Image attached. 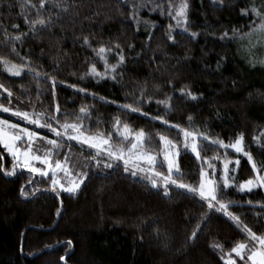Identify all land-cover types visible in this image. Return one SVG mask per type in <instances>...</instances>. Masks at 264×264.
Masks as SVG:
<instances>
[{
  "label": "trees",
  "instance_id": "1",
  "mask_svg": "<svg viewBox=\"0 0 264 264\" xmlns=\"http://www.w3.org/2000/svg\"><path fill=\"white\" fill-rule=\"evenodd\" d=\"M30 3L38 4V0ZM65 3L68 12L49 0L39 18L51 16L52 22L43 29L37 25L33 33L26 18L33 21L38 17L26 0H0V57L63 81L55 87L56 99L62 112L74 115H57L62 124L80 123L76 115L82 106H88L90 117L82 121L90 130L87 133L111 132L112 143L124 148L130 147L131 138H117L111 127L114 117L135 131L142 129L151 141L145 140V148L154 154L162 147L159 137L166 136L181 148L178 163L184 175L174 178L193 186H198L200 162L183 150V137L176 129L151 117L161 116L169 124L204 132L225 143L243 133L245 150L255 160H264V136L260 135L264 133V44L257 43L254 35L255 47H251L249 40L233 38L232 31L248 32L258 18L251 13L243 15L241 10L259 9L264 0H188L187 32L175 29L174 21L150 7L141 9L139 17L155 27L137 25L131 19L132 0ZM169 24L175 29V43L166 38ZM191 32L198 35L192 38ZM225 32L229 39H220ZM16 35H22V40L11 39ZM85 37L91 48L85 45ZM101 44H118L123 51L122 76L117 81H97L85 75L96 62L92 49ZM13 47L16 52L11 51ZM115 62L109 56V63ZM96 66L103 71L101 63ZM27 67L14 77L0 63V84L13 94L9 104L0 89V104L32 114L51 113V80L35 78ZM145 86L150 102L140 107L147 116L118 107L132 103ZM187 91L197 99H191ZM167 97H171V111L156 103ZM258 136L257 144L254 138ZM199 144L203 145L201 158L224 155L223 149L209 142L201 139ZM0 156V264H225L226 254L236 242L252 246L241 228L222 213L210 211L197 197L173 186L165 195L163 187L153 188L139 174L124 172L122 166H92L81 188L68 194L58 187L53 191L50 177H30L21 169L14 176L5 174L13 160L2 145ZM227 156L240 160L239 181L255 175L242 154L229 149ZM213 162L219 180L222 160ZM156 169L167 175L166 168L157 165ZM218 199L240 205L227 211L239 216L257 235L264 234V209L260 206L264 189L238 193L229 188ZM193 231L197 236L190 238ZM216 244L223 251L213 247ZM232 258L242 264L235 254Z\"/></svg>",
  "mask_w": 264,
  "mask_h": 264
},
{
  "label": "snow or ice",
  "instance_id": "2",
  "mask_svg": "<svg viewBox=\"0 0 264 264\" xmlns=\"http://www.w3.org/2000/svg\"><path fill=\"white\" fill-rule=\"evenodd\" d=\"M126 2V0H125ZM49 0H38V4H31L30 0H26V4L30 9H34L37 15V19L29 21L26 18V23L33 33L37 31L36 26L39 25L41 29L48 27L52 22L51 16L45 20L39 18V13ZM52 6L58 7L61 11L68 12L69 7L65 3V0H51ZM150 7L151 11H158L161 15H167L172 21L175 22V29H181L187 32L188 27V13L189 4L188 0H132L131 3V19L137 24L143 23L149 27H155L150 21H143L139 17V11L143 8ZM243 15L249 13L254 14L258 18L257 21H253L249 25V31L241 33L237 29H233V38L247 39L251 47H255L252 43V37L257 36V43L264 44V5L259 9L255 6L249 9L241 10ZM173 24L168 25V33L166 38L172 40L175 43V39L172 36V32L175 30ZM192 38H195L198 33H188ZM23 35H27L26 33ZM22 35H16L11 37L14 41H21ZM152 35H149V41L152 39ZM220 39H229L228 33L225 32ZM84 43L91 48V44L87 37L84 38ZM129 47H132L129 45ZM113 48L116 49L113 52ZM12 52H16L15 47L11 49ZM94 61L99 62L103 66V71L97 69L96 62H93L89 66L88 72L85 74L87 77H91L97 81L103 79H110L117 81L118 76H122L120 71L124 64L125 56L120 46L111 45L105 47L101 44L98 48H93ZM19 55V53H16ZM109 56H112L116 60L115 63H109ZM0 63L4 65V70L14 77H19L25 71L26 64H14L8 59L0 57ZM255 63V61H253ZM29 73L35 78H45L51 80V95L53 98L52 112L51 113H34L30 114L26 111L13 110L11 107H6L0 104V111L3 113H9L15 117L20 118L23 121H27L30 125H38L41 128H46L50 133H53L57 139H47L46 137H39L35 131H30L29 128H21L19 124L10 123L8 120L0 119V145L3 146L4 150L12 157L13 163L10 171H6L7 175H16L17 169L27 170L30 177L40 176L41 178H49L51 181V188L53 191L59 187L60 190L67 192L68 194L76 193L81 185L84 184L85 180L88 179L87 172L78 173L79 179H71V171L68 167L69 155L65 153L63 159L53 160V153L55 152L57 157L63 147V140L66 137L68 141H76L79 145L87 146L89 149L94 150V154L91 156L89 163L97 167L98 169H112L115 167H123L124 172H131L133 176L140 175L144 180L149 182L153 188L163 187L165 195L168 193L169 186H173L178 189H183L187 193L197 197L200 201L207 204V208L210 211L220 212L233 221L239 228L242 229L243 234L251 241L252 246L243 242H236L235 246L226 255L228 259L225 264H237L236 259L232 258L233 254L238 258L242 264H264V234L257 235L253 232L246 224H243L240 217L227 211L230 206H240L234 201L228 203L222 202L218 199V195L224 196L227 194V189L232 188L238 193H252L256 189H264V160H255L250 151L245 150L244 134L240 133L237 135L234 141L225 143L223 140L215 139L212 140L204 132L198 130H189L182 128L180 125L169 124L167 120H164L161 116L151 117V119L161 120L163 124L168 125L169 128H174L183 137L182 148L185 151L190 152L200 162L199 168V181L198 186H193L189 183L178 181L175 177H183L184 173L181 172L178 163L181 148L178 147L177 143L173 140L168 139L166 136H160L159 139L162 143V147L159 152L153 154L152 150L145 148V140L150 143V138L145 136L143 130L135 131L129 124L120 120L119 117H114L111 127L116 133L117 138L121 141H129L130 147L125 150L121 144L112 143V133L109 132L105 135L104 132H96L95 134H86L90 130L83 124V119L90 117L88 106H82L79 109V114L76 115V120L80 123H68L61 124L60 119L57 115L66 117L68 115H74L67 112H62L59 102L56 99L55 87L58 83L63 81H57L54 77H49L46 73H41L35 68L27 67ZM85 76L80 77L83 80ZM69 87L76 89L78 92H84L85 89H77L76 85H69ZM0 89L3 93L7 94V100L11 104L13 94L8 88L0 84ZM181 91H184L183 89ZM191 99L195 100L197 97L190 91L185 92ZM95 96V94H91ZM102 99V98H101ZM171 97H167L163 101H156L158 105L163 104L166 111H171V106L168 101ZM150 102V98L147 97L146 86L142 89L139 95L133 97L132 103L122 104L118 107L121 110H127L129 113H141L147 116V113L141 112L140 105ZM114 103V102H113ZM133 105H136L135 107ZM35 115V118H33ZM191 117L188 118L191 123ZM45 122H41V121ZM51 121L52 123H49ZM55 123L57 127H53ZM98 123V122H97ZM63 131H60V129ZM69 130L72 134L69 135ZM264 136V133L260 134ZM46 141L48 147L43 155H36L32 150V143L35 140ZM58 139L61 143H58ZM204 140L224 150L223 157L216 155L212 158L203 157L201 158V149L203 145L198 144L199 140ZM260 136L254 138V143H259ZM17 142H23L27 144V148L21 150L17 146ZM231 149L237 154H242L244 158L249 162L251 169L255 173L254 176L239 181L236 177V171L240 166V160L237 159L232 161L227 156V151ZM158 156L160 157L158 160ZM214 160H222V167L220 169L219 180L216 179L217 169L213 162ZM39 162L41 167L35 166ZM230 164H234L235 167L229 168ZM143 165V166H142ZM157 165L162 168H166L167 175L161 171H157ZM2 156H0V170H2ZM210 170V171H209ZM60 173L64 174V178L67 182V187L61 180L58 179ZM32 183V179L29 180ZM22 194L23 189L21 190ZM248 205L255 207L252 201L246 202ZM264 209V204L260 205ZM199 228V226H198ZM197 231H193L190 238H195ZM213 247L223 251L222 246L219 244L213 245ZM247 256V259L245 257Z\"/></svg>",
  "mask_w": 264,
  "mask_h": 264
},
{
  "label": "rangeland",
  "instance_id": "3",
  "mask_svg": "<svg viewBox=\"0 0 264 264\" xmlns=\"http://www.w3.org/2000/svg\"><path fill=\"white\" fill-rule=\"evenodd\" d=\"M29 113L32 114L31 112ZM33 118H35V115H33ZM0 119L8 120L10 123H13V124H19L21 128L27 127L29 128L30 131L37 132L39 137H46L47 139H57L53 133H50L48 131V129L41 128L38 125H30L28 124L27 121H23L20 118L13 116L11 112L3 113L2 111H0ZM41 122L43 123L45 121L42 120ZM72 123H78V122H72ZM52 126L57 127V125L54 123L52 124ZM60 131H63V129L61 128ZM71 134L72 132L71 130H69V135ZM86 134L92 135L90 133H86ZM212 140H215V139H212ZM58 143H61V140L58 139ZM198 144H199V141H198ZM17 146L20 147L21 150H24L25 148H27V144L23 142H17ZM48 147L50 146L46 144V141H42L39 139L33 141L32 143V150L34 154L36 155H43L44 151ZM125 150H127V148H125ZM65 153H67L70 157L69 162H68V167L71 171V179L78 180L79 179L78 173L87 172L92 168V165L89 163V160L91 156L94 154V150L89 149L87 146L82 147L81 145L76 143V141H68L67 138L65 137L63 140V147L59 152V156L57 157L56 153L54 152L53 160L57 158L62 160ZM232 161H235V160H232ZM232 165L235 166L234 164H230L229 165L230 169L233 168ZM35 166L41 167L39 162H37ZM17 170H19V168ZM57 178L61 180V183L65 184V187L68 186L63 173H60Z\"/></svg>",
  "mask_w": 264,
  "mask_h": 264
},
{
  "label": "water",
  "instance_id": "4",
  "mask_svg": "<svg viewBox=\"0 0 264 264\" xmlns=\"http://www.w3.org/2000/svg\"><path fill=\"white\" fill-rule=\"evenodd\" d=\"M64 261H65V258H64Z\"/></svg>",
  "mask_w": 264,
  "mask_h": 264
}]
</instances>
